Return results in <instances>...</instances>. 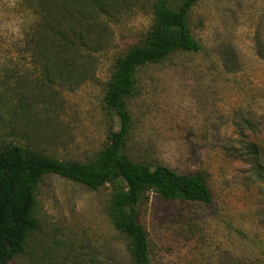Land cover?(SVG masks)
<instances>
[{"label":"rangeland","instance_id":"1","mask_svg":"<svg viewBox=\"0 0 264 264\" xmlns=\"http://www.w3.org/2000/svg\"><path fill=\"white\" fill-rule=\"evenodd\" d=\"M159 0H107L82 75L60 79L18 51L34 25L24 0H0V145L92 164L120 121L111 108L117 64L144 46ZM177 10L184 0H166ZM197 52L140 67L128 101L126 147L140 165L204 178L210 204L151 193L140 208L151 264H264V0H202L190 15ZM123 182L85 186L44 176L40 228L10 264H133L111 220Z\"/></svg>","mask_w":264,"mask_h":264},{"label":"trees","instance_id":"2","mask_svg":"<svg viewBox=\"0 0 264 264\" xmlns=\"http://www.w3.org/2000/svg\"><path fill=\"white\" fill-rule=\"evenodd\" d=\"M24 1L35 21L19 55L37 62L49 76L63 79L74 73L82 75L79 61L91 60L88 50L92 32L109 14L107 0ZM201 1L184 0L177 10L171 9L166 0L155 4L156 24L145 45L133 48L117 64L110 98L120 129L111 134L109 147L92 164L59 161L20 146L0 145V264H10L39 230L36 192L46 175L90 187L124 183L126 190H120L113 199L111 220L129 238L133 264H151L147 234L139 223L140 208L149 202L151 193L165 200L212 202L203 177L180 175L163 165H140L126 154L133 128L128 101L138 94V69L162 63L178 52L200 50L192 35L190 15Z\"/></svg>","mask_w":264,"mask_h":264}]
</instances>
